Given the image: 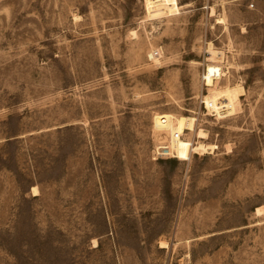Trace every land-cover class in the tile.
<instances>
[{
	"label": "rangeland",
	"instance_id": "obj_1",
	"mask_svg": "<svg viewBox=\"0 0 264 264\" xmlns=\"http://www.w3.org/2000/svg\"><path fill=\"white\" fill-rule=\"evenodd\" d=\"M178 5L0 0V264H264V0ZM211 63L244 87L225 118ZM163 112L217 147L156 158Z\"/></svg>",
	"mask_w": 264,
	"mask_h": 264
},
{
	"label": "bare ground",
	"instance_id": "obj_2",
	"mask_svg": "<svg viewBox=\"0 0 264 264\" xmlns=\"http://www.w3.org/2000/svg\"><path fill=\"white\" fill-rule=\"evenodd\" d=\"M145 7L148 16L156 17L162 15H172L178 13L180 8L178 0H145ZM215 14L213 6L210 7V15ZM161 18V17H160ZM152 20V19H151ZM217 22H224L219 17ZM207 52L210 57L209 61L221 59L224 55L222 50L217 49L211 41L208 42ZM220 61V60H218ZM223 70L216 64H208L203 73L204 85L208 87V93L203 96L209 111L217 110V117H224L236 112L240 107V96L244 93L242 84L218 85ZM153 126L157 130H164L169 136V146L175 152L174 157L179 160L190 159L192 153L204 154L212 152L217 147L215 143L204 142L208 137L207 131L197 127V118L194 115H175L173 113L163 112L155 113L152 117ZM188 132L194 136V140L185 139L183 136ZM33 194L38 193L36 186L32 187ZM256 214L261 213V208L256 207ZM95 243V240H94ZM166 242L161 241L160 245L164 246Z\"/></svg>",
	"mask_w": 264,
	"mask_h": 264
},
{
	"label": "built area",
	"instance_id": "obj_3",
	"mask_svg": "<svg viewBox=\"0 0 264 264\" xmlns=\"http://www.w3.org/2000/svg\"><path fill=\"white\" fill-rule=\"evenodd\" d=\"M202 103L206 113L211 114L214 117H217L219 115V111L217 110H211L209 111L208 107L210 106L206 104L204 98H200V104ZM154 154L156 158H168V157H173L175 152L173 151V149L170 148L169 146V140H166L164 142H158L157 145H155L154 148Z\"/></svg>",
	"mask_w": 264,
	"mask_h": 264
}]
</instances>
